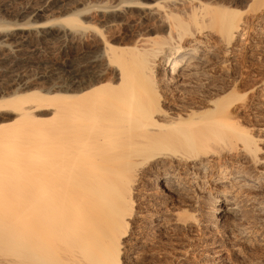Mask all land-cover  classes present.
Returning a JSON list of instances; mask_svg holds the SVG:
<instances>
[{
    "label": "bare ground",
    "instance_id": "6f19581e",
    "mask_svg": "<svg viewBox=\"0 0 264 264\" xmlns=\"http://www.w3.org/2000/svg\"><path fill=\"white\" fill-rule=\"evenodd\" d=\"M59 1L63 0H43L36 7L20 9L17 15H38L49 3ZM171 1L186 3L188 11L183 8L182 16V6L178 14L161 3L145 7L159 8L152 15L164 25L168 39L144 37L139 47L120 50L105 42L99 52L95 50L98 55L89 62L91 66L101 57L109 59L108 66L116 64L109 87L99 82L103 70L87 72L79 60L70 78L73 95L57 92L48 98L31 91L0 100V112L14 115L12 122L0 123V152L10 155H0V187L7 189L11 184L6 182L8 174L22 176L27 184L21 192L17 190L21 186L16 187L13 192L22 194L12 198L0 188V264H122L128 239L135 238L132 220L139 192L147 203L156 197L160 204H182L180 210L156 213L153 226L159 232L199 225L247 243L264 240V102L254 104L258 110L253 111L255 121L249 127L255 134L238 123L239 116L233 111L246 101V95L218 93L204 110L190 105L183 116L163 110L155 89L158 76L165 84L187 78L207 82L214 78L215 67H231L245 35L247 14L229 4L219 6L220 2L210 6L200 0ZM137 3L129 5L137 7ZM8 6L0 1V12ZM253 15L258 27L253 41L261 43L264 0ZM82 16L67 17L66 26L88 30ZM67 31L64 27V37L70 34ZM94 31L103 38L100 31ZM46 33V38L51 37ZM24 45L18 41L12 50L20 52ZM39 112L47 117L40 119ZM208 173L220 186L205 192ZM144 175L153 182L139 190ZM14 180L8 181L18 182ZM190 208L194 213H189ZM253 218L263 233L253 231Z\"/></svg>",
    "mask_w": 264,
    "mask_h": 264
},
{
    "label": "rangeland",
    "instance_id": "374dc122",
    "mask_svg": "<svg viewBox=\"0 0 264 264\" xmlns=\"http://www.w3.org/2000/svg\"><path fill=\"white\" fill-rule=\"evenodd\" d=\"M0 1L9 5L6 11L0 12V33L2 34L4 31H10V33L6 32V35L5 32L3 33L4 35L0 34L1 42L4 40L2 39V36L7 37H5L7 40H4L6 42H0V59H4L3 61H0V100L17 95L20 96L31 91L41 92L42 94H45L46 97L48 96V98L50 95L56 94L57 92H59L57 94H61V96L67 94L73 95L76 92H73L75 91V88L72 87L70 78L73 77L76 69L75 67H77V64L75 63H78L79 60V63L83 64L85 68H88L87 72L93 71L94 69L95 72L99 69L100 70L98 72H102L103 70L104 73L102 72V74L104 76L99 78V82L102 80L103 83H101L103 85L105 83L107 84L108 81L111 82L114 72L116 73L117 71L115 68L116 64H114L113 67V64L110 66L109 63L108 66L109 59L106 60L104 57H101L100 60L98 59L97 63L94 64V67L89 63L97 52L102 49L101 46L103 47L105 42H108L117 50H120V48H132L134 46L139 47L140 39L144 37L158 36L162 40H166L168 39V33L165 31L166 29H164V25L160 24V21L152 15L154 12H159V8L156 7V5L155 9L151 8V10L146 9L145 7H149V5L152 6L155 3H161L164 7L167 6V10H173V12L177 11L176 14H178V8L182 6L180 10L182 16L189 8L188 5L185 6L186 3L183 4L178 1V4L177 2L171 0H63L61 2H55L56 5L54 2L49 3L50 5L48 4L45 7L46 10L44 9L43 12L38 15L27 13L28 15L25 14L22 16L17 15L19 14L18 12H20V9L34 7L35 5L38 6L43 2V0ZM200 1L204 4H206L205 2H208L210 6H217L219 2V6L222 5L226 7L229 4V6H231L233 10L235 9L238 13H241L242 15L247 14V25L242 32L245 35L243 34V40L240 42L243 45L240 44L239 46L238 44L239 51L235 57L236 59H234L235 61H233L234 64L229 67L230 69H223L220 66L215 67L212 69V72L214 71L215 73L214 78L207 82L203 81L202 78H194L195 80L192 79L191 81L187 78L184 82L181 81L176 84H165L160 80L159 76L158 78H155V82L157 83H155V89L158 91L157 93H159L158 99L160 106L167 112H172L174 110V112H177L176 114L184 116L187 111L186 108L189 109L188 107L190 105L196 110H204V107H207V101L216 98L215 95H219L218 93L236 92L235 94L246 95V101L241 102V104L237 105L233 110L234 113L239 116L237 119L240 121H236H239L238 123L241 122L242 125L241 123L240 125L244 128L246 127L245 129L253 130V128L250 127L253 126L255 121L254 112L258 110L257 106H254V104L256 102H264V41L261 43H255L253 41L255 31L258 29L255 24L256 20L253 13L260 0ZM130 2H138L139 5H137V7H132L135 4L129 5ZM183 8H186V11H182ZM250 9L252 13L250 12ZM80 14H83V16L80 17L81 22L84 23L86 27L89 26L90 28L91 26V28H96L100 31L101 35H103V38L100 34L96 33L94 29L89 30L88 28V31L86 29H77L78 27L72 25L71 26L75 28H71L70 25L66 26L67 24H65L64 20L67 17ZM69 26L71 29L68 28ZM64 27H67V33H70L65 37L62 35ZM13 30H16V33L11 32ZM29 30H31V32ZM57 31L61 34L58 35ZM76 32H78L79 35L78 33L76 34ZM82 32L83 35H81ZM44 33L49 34L51 37L46 38ZM59 36L62 38L60 39ZM18 41L24 42L25 45L27 44L26 46L24 45L25 47L20 52L12 50L13 46H15ZM14 56H16L17 59ZM110 82L107 84L108 87L112 84ZM184 107L185 110H183ZM201 107L203 108L201 109ZM41 113L43 112H39L38 115ZM43 116L44 115H39L40 119L47 117L46 115V117ZM13 117L14 115L12 116L10 112L7 113V111H1L0 123H10V121L12 122L14 120ZM252 130H250V132H254L256 134V132L254 130L252 132ZM19 142H21V140ZM0 155L3 157L5 156L6 158L10 157V155H6L4 152H0ZM230 158L233 160L236 159L233 156ZM21 163H23L21 166L25 165L24 160ZM22 172L23 175L25 173L27 177L28 173H26L25 170H22ZM22 172H20V175ZM6 175L7 174H5V176ZM145 176L146 175L142 177L143 179L141 178L138 184L139 190L148 188L151 182H153V178ZM212 177H214V175L211 173L205 175L206 179L203 183L208 184L205 192L211 191L220 186L219 183H215V180ZM5 178L12 181L14 178V181L18 180V182H14V184H12V181H8L6 179V182H11V184L9 183L10 185L6 186L7 189L0 187L4 189L3 193L6 197H15L14 194L17 192L13 191H16V187L21 186L19 189L17 188V190L21 192L20 189H23V186H27V184H23L26 181L22 180L25 179L22 176L17 177L15 175L8 174ZM19 181H21L23 185L18 184L19 186H16L15 183H21ZM6 182L3 183L6 185ZM8 189L11 192H9ZM27 190L25 189V192ZM19 192L17 193L18 195L22 194H19ZM25 192H23V194ZM154 194L157 196L156 192L153 193V195ZM247 195L250 196L251 194ZM249 196L247 199H249ZM247 199L244 200L245 203ZM141 202L142 204H140ZM144 202L146 201H144L142 193L139 192V196L137 195L135 198V218L132 220V222L134 221L133 223H135L134 229H136L134 237L137 239H128L129 241L127 242V246L125 248V254L122 257V264L123 262L124 264H264V240H259L255 243H247L239 237H230L223 233L215 232V230L207 231L199 225H191V227L189 226L185 228L184 226H178V228L177 226L174 228L167 227L168 229H162L164 233L162 231L159 232L156 228H154L155 226H153L154 220L157 218L155 216L156 213L168 209L177 211L183 206L179 202H161L160 204V202L158 203V199L156 197L153 203L146 202L143 204ZM250 206L251 207L248 206V214L249 216H252V205ZM190 211L191 213H194L192 212L194 209L190 208L189 213ZM205 213L206 209L203 211V215L201 217L204 218L206 216ZM138 214L140 216L144 215L143 218H139ZM254 220L255 219L253 218L251 220L252 224L250 223L253 231L263 233L262 228H260V226L255 223L256 220L255 222ZM141 244L144 246H139ZM131 245L134 247L136 246L135 250L132 252L130 249L134 247Z\"/></svg>",
    "mask_w": 264,
    "mask_h": 264
}]
</instances>
